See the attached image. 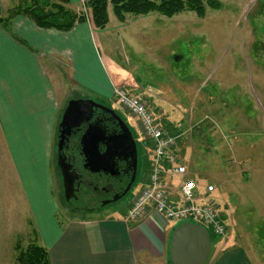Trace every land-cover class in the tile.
<instances>
[{
    "label": "rangeland",
    "instance_id": "374dc122",
    "mask_svg": "<svg viewBox=\"0 0 264 264\" xmlns=\"http://www.w3.org/2000/svg\"><path fill=\"white\" fill-rule=\"evenodd\" d=\"M217 1L222 7L208 9L204 17L185 11L173 17L126 14L124 21L109 5L105 29L95 27L88 0L80 1L72 10L84 14L94 27L96 59L115 79L109 86L106 70L91 73L111 90L112 101L103 103L115 107L139 140L141 166L137 181L116 206L134 203L153 167V144L115 96L116 88H124L147 100L158 123L186 147V166L194 168L207 183L212 182V199L217 198L216 204L228 221L227 236L238 243L232 249L241 247L253 264H264V0ZM29 2L0 0L2 15ZM77 59L84 70L86 62L97 66L88 48L79 52ZM77 98V94L74 99L61 98L62 108ZM1 124L0 264H19L20 250L35 240L36 224ZM55 158L56 146L53 169H57ZM34 165L32 175L41 193L43 179L35 175L38 170ZM161 168L167 169L169 164L162 163ZM59 181L54 170L55 187L51 191L54 196L56 190L57 219L65 222L83 216L69 209L60 194ZM39 195L38 203L42 204Z\"/></svg>",
    "mask_w": 264,
    "mask_h": 264
},
{
    "label": "crops",
    "instance_id": "0c3cea01",
    "mask_svg": "<svg viewBox=\"0 0 264 264\" xmlns=\"http://www.w3.org/2000/svg\"><path fill=\"white\" fill-rule=\"evenodd\" d=\"M80 1L71 0V9ZM93 28L85 22L69 32L41 29L27 17L15 18L8 28L0 25V123L12 164L33 208L32 212L28 205L36 224L33 234L47 249L50 264H171V238L180 223L168 221L151 209L142 219H129L133 201L130 206H115L99 215L65 222L56 217L58 202L51 189L55 187L54 170L58 176V169L52 166L59 116L68 104L62 108L61 98L70 100L77 94V99L112 101L111 90L91 75L106 70L109 86L115 82L105 64L96 59ZM85 48L95 56L97 66L86 62L84 70L77 55ZM175 151L178 162L186 166L183 158L188 154L182 141L178 140ZM34 163L38 170L35 175L43 179L41 193L32 175ZM187 168L186 178L194 179L199 187L212 184L200 178L194 168ZM175 177L179 176L163 174L172 200L179 204L177 191L182 179ZM148 182L149 176L146 186ZM39 194L42 204L38 203ZM237 246L233 236L218 239L207 264H253L246 250L232 249Z\"/></svg>",
    "mask_w": 264,
    "mask_h": 264
},
{
    "label": "flooded vegetation",
    "instance_id": "af4514ba",
    "mask_svg": "<svg viewBox=\"0 0 264 264\" xmlns=\"http://www.w3.org/2000/svg\"><path fill=\"white\" fill-rule=\"evenodd\" d=\"M90 99L96 104L94 117L91 123L99 122L106 130L107 136H123L127 129V122L119 115L114 106ZM66 109V108H65ZM65 110H63L57 129L56 139V166L58 169L60 194L73 212L76 211L83 216L99 215L113 208L127 194L132 191L140 170L138 138L134 137V132L129 129L137 143V155L120 151L101 145L100 151L104 154L112 151V163L102 169L92 165L89 152L82 144V137L86 132L89 123H84L80 127H72L70 130L61 124ZM129 126V125H128ZM130 127V126H129ZM61 157L70 166L71 175L75 177L74 191L71 194L65 184L63 171L64 164H60ZM72 196L68 198L67 196ZM56 195V191H55Z\"/></svg>",
    "mask_w": 264,
    "mask_h": 264
},
{
    "label": "built area",
    "instance_id": "2783aa9c",
    "mask_svg": "<svg viewBox=\"0 0 264 264\" xmlns=\"http://www.w3.org/2000/svg\"><path fill=\"white\" fill-rule=\"evenodd\" d=\"M115 96L120 105L137 118L142 133L153 143V167L149 182L135 197L128 212L129 219H142L152 210L168 221H196L209 228L213 235L225 237L228 232L225 213L216 204V200L210 197L215 188L212 184L199 187L194 179L186 178L188 168L179 164L174 152L177 138L158 123L141 97L130 94L124 88H116ZM162 163H168L169 168H161ZM164 173L182 178V186L177 191L179 204L171 198V189L167 188L163 180Z\"/></svg>",
    "mask_w": 264,
    "mask_h": 264
},
{
    "label": "trees",
    "instance_id": "16d2710c",
    "mask_svg": "<svg viewBox=\"0 0 264 264\" xmlns=\"http://www.w3.org/2000/svg\"><path fill=\"white\" fill-rule=\"evenodd\" d=\"M69 3L70 0H30L29 4L10 10L5 17L0 5V25L8 28L15 18L27 17L41 29L69 32L77 24L87 22L84 14H78L67 7ZM88 4L92 9L94 25L98 29H105L109 23V5H112L120 21L125 20L126 14L138 16L159 13L173 17L185 11L204 17L208 9L222 7L217 0H88ZM218 239L220 238L212 234L213 243ZM17 260L19 264H50L47 249L35 242L21 249Z\"/></svg>",
    "mask_w": 264,
    "mask_h": 264
},
{
    "label": "water",
    "instance_id": "95a60500",
    "mask_svg": "<svg viewBox=\"0 0 264 264\" xmlns=\"http://www.w3.org/2000/svg\"><path fill=\"white\" fill-rule=\"evenodd\" d=\"M182 57H179V61ZM96 104L90 99H75L68 102L62 126L70 130L72 127H80L82 124L89 123V126L82 137V144L88 150L92 165L102 169L110 166L112 163V151L106 154L100 151L101 145L113 147L118 152L133 153L134 158L137 155V143L133 137L131 129L127 125L123 136H107V130L99 123H91L94 117ZM64 164L63 171L64 184L67 190L72 194L74 191V181L69 170L70 166L65 163L61 157L60 164ZM61 164V165H62ZM67 197L70 198L72 195ZM213 250L212 236L210 231L203 225L186 221L182 222L174 231L170 243L169 258L171 264H207Z\"/></svg>",
    "mask_w": 264,
    "mask_h": 264
}]
</instances>
